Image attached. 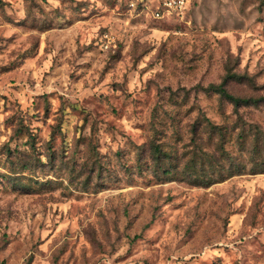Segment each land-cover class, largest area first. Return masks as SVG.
Here are the masks:
<instances>
[{
    "label": "rangeland",
    "instance_id": "obj_1",
    "mask_svg": "<svg viewBox=\"0 0 264 264\" xmlns=\"http://www.w3.org/2000/svg\"><path fill=\"white\" fill-rule=\"evenodd\" d=\"M128 1L0 0V264H264V0Z\"/></svg>",
    "mask_w": 264,
    "mask_h": 264
},
{
    "label": "built area",
    "instance_id": "obj_2",
    "mask_svg": "<svg viewBox=\"0 0 264 264\" xmlns=\"http://www.w3.org/2000/svg\"><path fill=\"white\" fill-rule=\"evenodd\" d=\"M189 0H130L129 8L150 12L154 19H164L184 14Z\"/></svg>",
    "mask_w": 264,
    "mask_h": 264
},
{
    "label": "trees",
    "instance_id": "obj_3",
    "mask_svg": "<svg viewBox=\"0 0 264 264\" xmlns=\"http://www.w3.org/2000/svg\"><path fill=\"white\" fill-rule=\"evenodd\" d=\"M234 77V75H231L228 78H232ZM209 91H212L218 95H220L221 97L229 100L232 104H234L235 106L239 105L240 102H242V100H240L237 97H234L232 95H230L226 89L224 88L223 84L219 85V86H210L209 87ZM151 151H152V155L153 157L158 160L161 156H163V153L160 151L159 147L157 145H152L151 146Z\"/></svg>",
    "mask_w": 264,
    "mask_h": 264
}]
</instances>
